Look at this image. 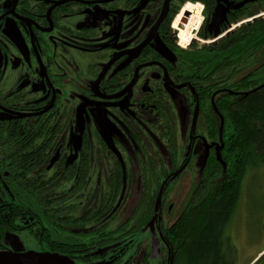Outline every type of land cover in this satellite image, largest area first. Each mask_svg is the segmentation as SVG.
I'll return each instance as SVG.
<instances>
[{"label": "flooded vegetation", "instance_id": "af4514ba", "mask_svg": "<svg viewBox=\"0 0 264 264\" xmlns=\"http://www.w3.org/2000/svg\"><path fill=\"white\" fill-rule=\"evenodd\" d=\"M261 22L264 0H0V255L174 264L235 136L218 105L264 87ZM129 223L150 244L125 254Z\"/></svg>", "mask_w": 264, "mask_h": 264}, {"label": "trees", "instance_id": "16d2710c", "mask_svg": "<svg viewBox=\"0 0 264 264\" xmlns=\"http://www.w3.org/2000/svg\"><path fill=\"white\" fill-rule=\"evenodd\" d=\"M253 44L254 50L264 45L262 22L254 26ZM185 54L195 74L192 79L197 81L199 53L195 50ZM231 106L228 99L218 108L235 136L231 142L227 141L223 160L207 164L205 185L191 196L190 211L173 236L174 264H234V248L229 245L225 231L240 202L246 174L264 165V87L238 98L235 107L229 110ZM261 259L264 261V256Z\"/></svg>", "mask_w": 264, "mask_h": 264}, {"label": "rangeland", "instance_id": "374dc122", "mask_svg": "<svg viewBox=\"0 0 264 264\" xmlns=\"http://www.w3.org/2000/svg\"><path fill=\"white\" fill-rule=\"evenodd\" d=\"M192 164L196 165L195 162ZM196 167L197 169L198 167L202 168V163H197ZM188 170L191 171L192 167L189 166ZM193 176L191 175V177ZM180 183H183L182 177ZM189 183L191 184V182ZM188 189L191 188L188 187ZM185 196L180 193L175 195V202L181 203ZM131 211L133 210L125 212V219L129 217ZM155 219L156 217L152 221L155 222ZM125 226L127 235L122 239L125 242V254L133 252L140 242L149 246L150 236L148 233L150 230L147 229L144 233H140L131 229L133 228L132 223ZM225 237L230 239L229 245L234 248L232 250L234 264H264L261 259L264 256V165L252 169L246 174L242 182L241 199L230 225L226 229ZM144 258V248L142 247L133 263L140 264ZM150 264L156 263L151 262Z\"/></svg>", "mask_w": 264, "mask_h": 264}, {"label": "water", "instance_id": "95a60500", "mask_svg": "<svg viewBox=\"0 0 264 264\" xmlns=\"http://www.w3.org/2000/svg\"><path fill=\"white\" fill-rule=\"evenodd\" d=\"M49 257L43 255V257H40L38 259H39L40 262L41 261H47V260L57 262V260H55V258H58V257H50V258ZM24 260H26V259L22 258V257H16V256L15 257H11V256H8V255H0V264H22ZM66 261L67 262L64 263V264H74L73 262H70L67 259H66Z\"/></svg>", "mask_w": 264, "mask_h": 264}]
</instances>
